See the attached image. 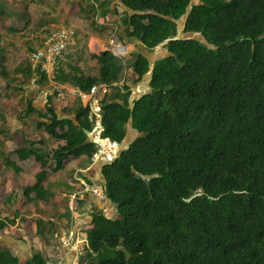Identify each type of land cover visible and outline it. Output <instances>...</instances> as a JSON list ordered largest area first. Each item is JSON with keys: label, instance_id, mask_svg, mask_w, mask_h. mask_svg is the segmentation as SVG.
<instances>
[{"label": "trees", "instance_id": "1", "mask_svg": "<svg viewBox=\"0 0 264 264\" xmlns=\"http://www.w3.org/2000/svg\"><path fill=\"white\" fill-rule=\"evenodd\" d=\"M121 1L132 10L126 35L150 52L167 40L168 54L131 64L133 83L151 71L148 92L117 84L102 101L104 136L123 144L129 124L138 135L102 168L114 213H90L83 264H264V0ZM186 14L191 38H175ZM99 63L75 85L121 80L112 51ZM89 112L77 123L53 117L50 132L67 141L59 164L96 152ZM47 259L43 248L22 260L0 243V264Z\"/></svg>", "mask_w": 264, "mask_h": 264}, {"label": "crops", "instance_id": "2", "mask_svg": "<svg viewBox=\"0 0 264 264\" xmlns=\"http://www.w3.org/2000/svg\"><path fill=\"white\" fill-rule=\"evenodd\" d=\"M73 1L0 0V220L7 222L0 228V243L22 260L39 248L48 257L45 245L49 239L54 243L49 249L63 254L61 264H76L78 254L63 247L56 233L73 229L85 248L90 213L96 211L91 204L108 215L114 213L107 197L89 191L95 185L105 187V163L94 161L93 156L74 154L58 163L55 152L67 141L50 132L53 117L72 118L77 123L79 110L90 106L94 123L88 134L90 140L96 124H102L103 99L113 92V86L127 84L131 75L133 81L131 64L137 57L147 54L153 66L168 54L165 46L160 53H152L141 41L126 35L122 14L132 10L121 0H89L90 5L86 0H76L83 7L76 13ZM187 16L179 20L183 26ZM58 28L73 30L74 37L51 77L41 71L36 76L30 67V55ZM109 51L122 60L121 80L95 83L101 87L96 104L75 96L73 90L80 88L75 79L98 76L99 56ZM150 75L151 71L144 78L147 86ZM69 127L57 125L56 129L62 135ZM133 130L129 124L123 146L134 139Z\"/></svg>", "mask_w": 264, "mask_h": 264}, {"label": "built area", "instance_id": "3", "mask_svg": "<svg viewBox=\"0 0 264 264\" xmlns=\"http://www.w3.org/2000/svg\"><path fill=\"white\" fill-rule=\"evenodd\" d=\"M74 37L73 30L68 28H58L50 36L46 38L43 46L33 51L30 55L29 62L32 71L36 76L39 72H45L48 76L54 72L56 65L58 64L59 58L68 48ZM117 50L123 52V47H117ZM101 87L94 85L90 91H84L80 88H75L73 94L80 97L83 100L92 101L93 104L98 102V94ZM103 91H107V87L103 88ZM60 97L62 95H59ZM93 106V105H92ZM94 107V106H93ZM92 132V142L97 145V150L93 155L94 161H104L107 163L113 162L119 156L122 151V145L119 141L104 137L102 135V129L97 124ZM88 190V189H86ZM99 197L103 196L102 188L93 189ZM56 237L59 239L61 245L67 249H73L77 254L83 252V247L80 245L82 240L77 237V232L74 230H63L56 233Z\"/></svg>", "mask_w": 264, "mask_h": 264}, {"label": "rangeland", "instance_id": "4", "mask_svg": "<svg viewBox=\"0 0 264 264\" xmlns=\"http://www.w3.org/2000/svg\"><path fill=\"white\" fill-rule=\"evenodd\" d=\"M73 3H74V9L73 10H74L75 13L76 12H81V10H83V7L81 6L80 1H78L76 3V0H74ZM86 3H88L90 5L89 0H86ZM178 24H179V30H178V33H177V35L175 37L179 38V37L186 36L187 33L184 32V26L179 21H178ZM166 43H167V40L164 43H162L161 45H159L158 47H156V49L154 51H157L158 53H160L161 49L164 47V44H166ZM131 78H132V75L129 77V79L127 78V84L132 87L133 94H134L133 96L139 97L143 93H146V92L149 91L150 86H147V84H146L147 80L140 81L139 83H133V81H131ZM132 134H133V136L131 135V138H134V136L138 135V132L136 130H133ZM121 145L123 146V144H121ZM69 202H70V200H69ZM91 205H93L92 207L94 208V210L98 211V209H99L98 205H96L94 203L91 204ZM6 244H9V243H6ZM37 244H38V242L36 240L35 244H34V248L37 246ZM53 244L54 243H53L52 240H49V239L46 240L45 249H46V253H47V256H48L47 257L48 258L47 259V263L49 261L50 264H61L62 262H60L59 259L63 256V254L60 251H56L55 252V251L50 250L49 246L51 247ZM27 248H28L27 246L24 247V250H26ZM85 253H86V251H83L81 256L78 255L79 257H78V259L76 258V264H83L85 262V261L82 262L84 260Z\"/></svg>", "mask_w": 264, "mask_h": 264}, {"label": "clouds", "instance_id": "5", "mask_svg": "<svg viewBox=\"0 0 264 264\" xmlns=\"http://www.w3.org/2000/svg\"><path fill=\"white\" fill-rule=\"evenodd\" d=\"M184 28H185V26H184ZM193 35L196 36V35H200V34H199V33H194ZM183 37H186V38H189V39L191 38L189 33H187V35H186V36H183ZM175 38H176V37H175ZM179 38H181V37H179ZM63 54H64V53H63ZM63 54H62V55H63ZM62 55H61V56H62ZM60 58H61V57H60ZM60 58H59V59H60ZM153 64H155V62H154ZM152 68H153V67H152ZM31 70H32V69H31ZM33 73H34V72H33ZM148 85H149V84H148ZM93 86H94V85H93ZM93 86H92V87H93ZM76 87H77V86H76ZM92 87H91V88H92ZM80 89H81V88H80ZM82 90H83V89H82ZM90 90H91V89H90ZM90 90H84V91H90ZM100 100H101V99H100ZM93 109H94V108H93ZM93 109H91V110H93ZM98 112H99V111H96L95 113L97 114ZM96 126H98V125L96 124ZM99 126H100L101 129H102V135H103V130H104L103 125L101 124V125H99ZM92 132H93V130L91 131V135H90V141H91V142H92ZM103 136H104V135H103ZM104 137H106V136H104ZM109 138H110V137H109ZM111 139H112V138H111ZM117 141H118V140H117ZM119 142H120V141H119ZM93 143H94V142H93ZM120 143H121V142H120ZM121 144H122V143H121ZM122 149H123V146H122ZM117 158H118V157H117ZM117 158H116V159H117ZM102 162L105 163V164H107V162H104V161H102ZM113 162H114V161H113ZM110 163H112V162H110ZM97 187L103 189V196H102L101 198L106 197V196H105L104 187H102V186H100V185H95V186H94L91 190H89V191H91L93 194L97 195V194L94 193V191H93V189H95V188H97ZM97 196H98V195H97ZM63 230H73V229H63ZM63 230H62V231H63ZM58 232H60V231H58ZM77 237H78V233H77ZM58 240H59V239H58ZM79 240H80V239H79ZM80 245H81V244H80ZM86 247H87V246H86ZM86 247L83 249V251L86 250ZM78 255L81 256L82 253H81V254H78Z\"/></svg>", "mask_w": 264, "mask_h": 264}, {"label": "bare ground", "instance_id": "6", "mask_svg": "<svg viewBox=\"0 0 264 264\" xmlns=\"http://www.w3.org/2000/svg\"><path fill=\"white\" fill-rule=\"evenodd\" d=\"M116 41V40H115Z\"/></svg>", "mask_w": 264, "mask_h": 264}, {"label": "water", "instance_id": "7", "mask_svg": "<svg viewBox=\"0 0 264 264\" xmlns=\"http://www.w3.org/2000/svg\"><path fill=\"white\" fill-rule=\"evenodd\" d=\"M197 1V0H196Z\"/></svg>", "mask_w": 264, "mask_h": 264}]
</instances>
